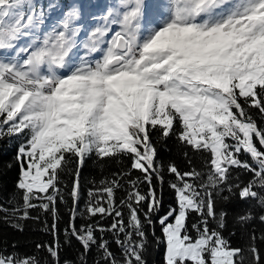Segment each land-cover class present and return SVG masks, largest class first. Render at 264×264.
Segmentation results:
<instances>
[{
	"label": "snow or ice",
	"instance_id": "1",
	"mask_svg": "<svg viewBox=\"0 0 264 264\" xmlns=\"http://www.w3.org/2000/svg\"><path fill=\"white\" fill-rule=\"evenodd\" d=\"M66 7L42 31L43 4L0 0V141H21L22 194L0 205V220L18 231L32 220L51 236L31 255L0 242V264H42V250L44 264H88L93 248L94 264H148L161 245L164 264H264V231L234 246L217 211V198L238 194L257 201L264 223V0H116L91 30L77 23L83 5ZM169 136L185 149V170L158 159ZM93 156L123 166L94 181L81 208ZM165 183L175 202L160 215ZM254 218L249 210L237 222ZM73 238L83 252L61 261Z\"/></svg>",
	"mask_w": 264,
	"mask_h": 264
},
{
	"label": "trees",
	"instance_id": "2",
	"mask_svg": "<svg viewBox=\"0 0 264 264\" xmlns=\"http://www.w3.org/2000/svg\"><path fill=\"white\" fill-rule=\"evenodd\" d=\"M158 134L154 133V138ZM21 141L19 140H9L5 138L0 141V205L4 207H11L9 200L15 195L17 198L22 195L16 190V181L19 176V165L15 162V153L18 144ZM185 149L182 148L175 136H169L159 143L158 146V159L163 161L165 165L169 161L175 162L178 165L180 170H185L188 167L187 161L183 155ZM193 164L199 168L201 166L200 159L192 154ZM11 163V167L7 165ZM128 161H124V164H127ZM123 165L118 164L115 161H105L104 167L101 168L100 165L96 162V158L93 156L91 159H88L86 165L82 169V186H83V196L79 201V206L84 207L85 201L87 199L88 189L93 187V182L99 184L101 179L105 177H110L111 173L120 169ZM138 173L134 172L133 175ZM239 175L242 181H247L251 178L250 174L240 173L239 171L233 172V176ZM172 179L171 176L165 171V180ZM123 193H118L122 195ZM223 195H228L227 192ZM174 193L168 188L167 183L164 184L163 192V208L160 212V215H163L167 211L169 205L174 204ZM145 210L147 205L144 206ZM223 210L226 212V224L227 228L224 231L225 236H230L232 244L234 246L246 245L248 238L253 230L256 231L257 235L261 231H264V223H261L258 219L259 215L262 214V210L257 204L256 200L253 199H241L238 194L231 196L228 201H223L222 198H217V211ZM251 210L254 215L252 219L247 224L241 225L237 222V217ZM60 212L62 214V221L60 224L61 228V238L64 228V222L68 220L67 208L64 205H60ZM36 213L33 212V215ZM4 214L0 213V217ZM98 218V217H97ZM84 222L81 218H77L76 224L79 225ZM105 223H110V221H105ZM41 225L34 223L32 220L25 221V228L23 231L15 230L12 227H9L6 223L0 220V242L7 241L9 245L13 241L16 242L18 246V251L22 254L31 255L36 252V242H43L51 240V236L44 233L40 230ZM234 233V235H232ZM156 234L160 235V226L156 225ZM110 238V237H109ZM152 237L149 235V240ZM259 247L262 252H264V243H260ZM9 247V251H11ZM111 250L114 253L119 254L120 248L113 242L111 244ZM83 252L81 244L73 238L70 246H64L62 252L60 253V259L75 261L78 253ZM39 257L44 264V260L47 259L50 261V257L46 251H40L38 253ZM148 264H164V246L161 245L158 249L155 247H150L148 253L146 254ZM88 264H94L96 259V250L93 248L87 256Z\"/></svg>",
	"mask_w": 264,
	"mask_h": 264
},
{
	"label": "rangeland",
	"instance_id": "3",
	"mask_svg": "<svg viewBox=\"0 0 264 264\" xmlns=\"http://www.w3.org/2000/svg\"><path fill=\"white\" fill-rule=\"evenodd\" d=\"M76 3L83 5L81 9V19L77 23L84 25L88 30H91L92 27L99 22L96 19H93V16L99 17L103 12L107 10L109 6H112L116 3V0H75ZM149 4L153 0H147ZM38 4H43L46 9V22L42 31H49L51 26L56 23L59 19L62 18L63 11L67 10L66 5L69 3V0H37ZM52 3L57 5L48 11V5ZM84 33H81L80 38H83ZM25 41H21L24 43Z\"/></svg>",
	"mask_w": 264,
	"mask_h": 264
}]
</instances>
